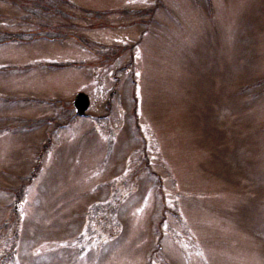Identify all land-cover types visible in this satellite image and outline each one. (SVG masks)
Here are the masks:
<instances>
[{
  "label": "rangeland",
  "instance_id": "rangeland-1",
  "mask_svg": "<svg viewBox=\"0 0 264 264\" xmlns=\"http://www.w3.org/2000/svg\"><path fill=\"white\" fill-rule=\"evenodd\" d=\"M67 1L0 37V264H264V0Z\"/></svg>",
  "mask_w": 264,
  "mask_h": 264
},
{
  "label": "trees",
  "instance_id": "trees-1",
  "mask_svg": "<svg viewBox=\"0 0 264 264\" xmlns=\"http://www.w3.org/2000/svg\"><path fill=\"white\" fill-rule=\"evenodd\" d=\"M17 9H22L18 19L23 21L26 25L22 35L17 32L5 30L1 32L2 40H23L32 39L34 37H43L47 39H54L63 37V27L67 25L64 21H59L69 11L64 10L61 6L64 4L71 5L67 0H12ZM90 12V10H85ZM34 18L36 23L32 21ZM70 26V25H69ZM21 35V36H20Z\"/></svg>",
  "mask_w": 264,
  "mask_h": 264
},
{
  "label": "water",
  "instance_id": "water-1",
  "mask_svg": "<svg viewBox=\"0 0 264 264\" xmlns=\"http://www.w3.org/2000/svg\"><path fill=\"white\" fill-rule=\"evenodd\" d=\"M72 104L77 114H83L88 104L87 95L83 92H77L73 98Z\"/></svg>",
  "mask_w": 264,
  "mask_h": 264
},
{
  "label": "flooded vegetation",
  "instance_id": "flooded-vegetation-1",
  "mask_svg": "<svg viewBox=\"0 0 264 264\" xmlns=\"http://www.w3.org/2000/svg\"><path fill=\"white\" fill-rule=\"evenodd\" d=\"M84 115H86V113H84ZM100 116H102V115H97V117H100ZM105 116V115H104Z\"/></svg>",
  "mask_w": 264,
  "mask_h": 264
}]
</instances>
